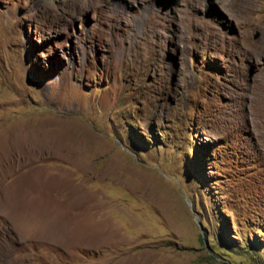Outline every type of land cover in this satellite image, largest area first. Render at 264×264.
Returning <instances> with one entry per match:
<instances>
[{
  "label": "rangeland",
  "instance_id": "rangeland-1",
  "mask_svg": "<svg viewBox=\"0 0 264 264\" xmlns=\"http://www.w3.org/2000/svg\"><path fill=\"white\" fill-rule=\"evenodd\" d=\"M0 264H264V0H0Z\"/></svg>",
  "mask_w": 264,
  "mask_h": 264
}]
</instances>
